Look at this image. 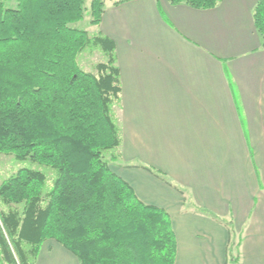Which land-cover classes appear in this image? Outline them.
Listing matches in <instances>:
<instances>
[{"label": "crops", "instance_id": "crops-1", "mask_svg": "<svg viewBox=\"0 0 264 264\" xmlns=\"http://www.w3.org/2000/svg\"><path fill=\"white\" fill-rule=\"evenodd\" d=\"M257 1L222 0L210 10L166 0L104 6L98 30L114 43L121 83L122 138L111 169L140 201L169 214L175 264L228 259L226 226L193 206L242 233L239 264H264V50L252 20ZM129 165L164 174L185 194ZM35 264L78 262L48 240Z\"/></svg>", "mask_w": 264, "mask_h": 264}, {"label": "trees", "instance_id": "trees-1", "mask_svg": "<svg viewBox=\"0 0 264 264\" xmlns=\"http://www.w3.org/2000/svg\"><path fill=\"white\" fill-rule=\"evenodd\" d=\"M85 1L0 0V155L55 171L49 180L23 168L0 184V260L35 264L42 244L52 240L78 264H175L169 214L140 201L111 169L117 157H105L121 144L112 115L120 75L113 41L77 26ZM166 1L210 10L222 0ZM89 11L90 25L99 26L104 1L92 0ZM252 20L264 50V0L255 4ZM89 46L106 58L96 73L78 63ZM128 167L143 168L185 194L150 167ZM193 207L226 226L225 264H238L230 249L232 223Z\"/></svg>", "mask_w": 264, "mask_h": 264}, {"label": "rangeland", "instance_id": "rangeland-1", "mask_svg": "<svg viewBox=\"0 0 264 264\" xmlns=\"http://www.w3.org/2000/svg\"><path fill=\"white\" fill-rule=\"evenodd\" d=\"M91 1L92 0H86L85 1V4H84V8H85L84 20L79 22L77 24V26L79 28L87 31L90 36H93L99 30H98V26H92L89 23L91 20L90 11H89ZM103 1H104V6H105V4L107 5L111 2L114 5V3L117 0H103ZM104 62H106V58H105L103 52L98 47L89 46L78 58V63L80 64L81 68L84 71L90 72V73H96V68H95L96 65L98 63H104ZM119 109H120V101L114 102V104L112 106V115H113V119H114L115 123L117 124V127L120 131V136H121L120 138H122L121 126H120V123L117 122L118 120L116 118V114H117ZM118 148H117V150H111V151L106 152L105 157L111 158V156L115 155L117 157V159H119ZM117 159H116V161H117ZM23 168L34 169V170L40 171V172L44 173L49 180H51V179L53 180L55 177V171L51 170L50 168H48L46 166L40 165L38 163H32L30 161H16L14 159V157L11 155H0V184L4 180H6L9 177H11L12 175H14L19 169H23ZM231 229L233 231L232 236H231V248H230L231 254L233 257L238 258L239 262H240V250H239V248H240L241 242H242V238H241L242 233H239L238 230L236 231L233 223H232ZM0 264H3V262H1V260H0Z\"/></svg>", "mask_w": 264, "mask_h": 264}]
</instances>
